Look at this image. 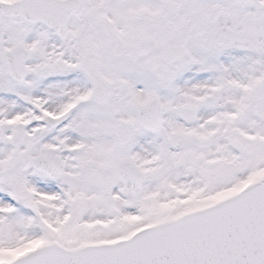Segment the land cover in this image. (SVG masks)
<instances>
[{
	"label": "snow or ice",
	"instance_id": "1",
	"mask_svg": "<svg viewBox=\"0 0 264 264\" xmlns=\"http://www.w3.org/2000/svg\"><path fill=\"white\" fill-rule=\"evenodd\" d=\"M0 264H264V0H0Z\"/></svg>",
	"mask_w": 264,
	"mask_h": 264
}]
</instances>
